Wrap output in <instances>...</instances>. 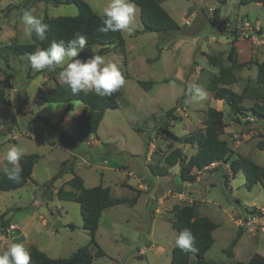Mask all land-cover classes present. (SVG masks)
Here are the masks:
<instances>
[{
  "label": "rangeland",
  "instance_id": "obj_1",
  "mask_svg": "<svg viewBox=\"0 0 264 264\" xmlns=\"http://www.w3.org/2000/svg\"><path fill=\"white\" fill-rule=\"evenodd\" d=\"M26 1L0 2V44L9 43L13 39L19 43L31 41V38L24 36V26L20 19ZM85 1L99 15L109 3V0ZM238 1L167 0L161 5L168 13L184 12L183 17H186L192 10L195 11L196 19L188 23L189 28H182L186 34L160 36L158 33L145 32L134 35L133 31L130 37L128 33L122 32L126 49L124 53L113 48L103 53L102 46L98 44L85 46L78 58L81 55L90 58L94 51L103 55L106 62L116 63L129 74L121 88L118 107L107 109L104 113L96 132L99 140L90 135L76 141L68 125L64 124V119L60 120L64 103L44 102L35 98L38 88H53L54 80H48L46 76L50 77L52 71L63 68V65L38 72L31 67L25 56L12 57L10 69L0 60L2 69L13 76L11 85L5 89L8 104L0 103V174L6 163L5 153L13 145L24 147L26 153L40 155L33 168L32 180L18 189L0 190L3 218L18 222L23 215L34 211L36 225L27 235L32 242L39 240L41 243L36 246L43 248L41 250L44 252L47 250L48 253H45L50 257L69 256L77 246L89 245V235L81 226L79 204L58 199L54 195V191L64 183L62 181L78 170L75 174L82 178L85 187L98 184L108 186L114 198L131 197L137 194V190L140 191L134 205L120 203L104 210L95 237L104 255L94 257L91 264H169L176 240V230L171 225L173 208L191 202L195 203L199 215L209 217L218 225L213 231L214 242L204 254L206 259L227 263L232 260H248L254 253L264 256V236L248 233L235 221L244 207L264 206V182L251 184L241 171L232 176L227 164L215 165L203 171L208 174L206 179L199 178L203 174L197 172L196 181L199 180L190 187L180 181L178 163L168 167L172 168L171 173L158 178L150 171V166H167L164 157L174 148H180L187 156L195 151L190 145L179 143L161 133L159 127H165L178 136L201 129L205 125L206 109L209 106L222 110L226 124L222 137L228 141L233 153L253 161L256 156H264V150L259 146L260 142H264V120H256L248 110L254 98H246L242 102L244 110L236 121V115L225 101L214 100L206 89L209 78L217 72V68L207 62L206 54L218 55L221 62L228 63L227 52L234 44L227 39L234 36L233 32L238 34L234 25L244 18L241 15L247 14L249 18L264 24V5L254 2L239 4ZM209 7L215 10L208 11ZM27 11L42 18L44 13L49 16L75 15L77 8L73 4L54 6L36 2ZM183 17L174 18L181 26H186V23H181ZM136 24L135 30L140 29L137 5ZM237 39L243 46L257 49L261 53L260 56L238 60L246 62L264 59V50H261L264 48L246 39ZM159 40L163 44L160 46V56L156 58ZM124 57L126 66L123 65ZM256 73L257 65L248 64L237 72L238 80L229 87L240 93L248 80H254ZM56 79L61 81L60 75H56ZM138 80L152 81V86L146 90L138 84ZM193 84L203 86L206 99L192 100L188 89ZM256 89L257 92L262 90L258 87ZM73 105L74 110L82 106V103L74 101ZM167 111L169 114L166 116ZM14 134L18 136L15 140ZM48 139L50 143H44ZM70 151L79 156L77 161L74 160V172L68 169L57 176L64 159L67 165L73 164ZM129 171L142 179L143 193L140 188L130 186L131 189L126 187L127 184H122ZM130 177L128 180L133 183ZM39 214L50 219L49 222L72 223L74 228L71 232L69 226L59 223L57 237H53L41 226ZM238 230L242 231V235L232 248L233 256L228 257L224 249ZM22 244L28 249V242ZM89 246L92 247L91 244ZM5 250L0 244V251Z\"/></svg>",
  "mask_w": 264,
  "mask_h": 264
},
{
  "label": "trees",
  "instance_id": "obj_2",
  "mask_svg": "<svg viewBox=\"0 0 264 264\" xmlns=\"http://www.w3.org/2000/svg\"><path fill=\"white\" fill-rule=\"evenodd\" d=\"M1 1V0H0ZM165 0H132L138 6L140 11L141 28L134 30V35L144 32L158 33L160 36L167 34L183 35L190 24L181 26L176 18L172 17L161 5ZM227 0H218L220 3H225ZM264 0H239V4L262 3ZM36 2H43L57 6L59 4H73L77 8L75 15H59L49 16L44 13L42 20L48 25L47 40L41 41L32 36L28 43H19L13 39L9 43L0 44V60L4 63L7 69H10V61L12 57L25 56L30 63L29 55L37 50L47 49L52 41H65L74 38V34L79 32L87 37V45L98 44L102 46V52H109L110 48L119 49L124 53L125 40L122 37V32L101 33L99 28L102 26L101 15L95 13L90 5L85 0H27L23 10H29ZM184 28V29H182ZM234 40L238 36L233 32ZM163 41L157 43L158 54ZM82 60L88 58L87 55H81ZM123 63L126 66V58ZM206 59L209 65L217 68V72L213 73L209 78L206 89L210 92L211 97L216 100H223L230 107V110L238 121V116L243 112L242 102L246 98L253 97L252 105L248 107L251 114L256 117V120H264V59L250 60L239 62L235 51V46L231 45L228 52V64H224L220 60V56L206 54ZM250 63L257 65V73L254 80H248V84L239 93L231 89L229 86L238 80L237 72ZM31 64V63H30ZM63 68H57L51 72L49 79L54 80V87L50 90L38 88L35 92V98L44 102H61L66 106L62 116L73 110V102L79 101L83 108L81 112L71 119V134L78 138H87L92 134H96L99 124L107 109L118 107V98L121 94V88L114 92L111 96L100 97L94 92L80 93L72 95L70 89L63 82H58L56 75ZM124 78L129 74L120 67ZM10 76V75H9ZM138 84L144 89H149L152 86V81L138 80ZM7 81L0 79V103L8 104L6 94ZM258 88H262L257 92ZM173 109V108H172ZM172 109H170L172 111ZM169 110V111H170ZM169 114L167 111L166 116ZM226 124L223 120L222 110L209 106L206 109L205 125L201 129H196L184 136H178L172 133L165 127H159L161 133L167 135L173 140L188 144L194 148V152L187 156L180 148H174L164 157V163L167 166L159 165L156 167L150 166V171L154 176H163L168 173V167L179 164L180 181L193 183L196 181V171L202 170L205 166L213 162L218 165L222 163L228 164L231 175L234 176L241 171L246 176V179L252 184L257 181L264 182V167L252 159L236 154L231 151L228 141L222 137ZM147 144V143H146ZM260 148L264 147V142H260ZM40 155L37 153H27L20 161L22 168V178L19 182L9 180L4 173L0 174V190L7 191L23 187L28 180L31 179L32 169L37 163ZM67 161H62L57 176H60L63 171L74 172L73 165H67ZM63 169V170H61ZM226 176V175H225ZM126 185L125 183H123ZM67 186V187H66ZM132 189V187H130ZM140 191L137 190V194ZM52 194V192H51ZM137 194L131 197H112L110 188L101 184L85 187L80 176L73 173V176L62 183L55 191L56 197L62 200L75 201L79 204V211L82 220V228L89 235V245L80 246L72 254L65 257H50L44 251L40 250L34 244L28 247L31 253L30 264H91L94 257L104 255L103 249L96 242V231L99 225V219L102 212L115 204L127 203L134 205L137 199ZM174 218L171 220L172 227L176 230V237L179 233L189 228L196 237L195 247L196 252H183L176 244L172 248V256L170 264H264V256L254 253L248 260H232L227 263H218L213 260L206 259L204 254L212 246L214 242L213 231L217 228V223L212 221L207 216H201L197 213L194 202L182 205H176L173 208ZM8 221L0 214V230H6ZM73 227L72 224H69ZM243 229V228H242ZM242 235V231L238 230L236 235L230 241L224 252L228 257L233 256L232 248ZM94 248V253L91 252ZM3 254V253H0Z\"/></svg>",
  "mask_w": 264,
  "mask_h": 264
},
{
  "label": "clouds",
  "instance_id": "obj_3",
  "mask_svg": "<svg viewBox=\"0 0 264 264\" xmlns=\"http://www.w3.org/2000/svg\"><path fill=\"white\" fill-rule=\"evenodd\" d=\"M24 26V36H36L41 41L47 40L48 25L42 18L31 11H24L20 17ZM102 26L99 32H126L131 34L136 24V5L132 0H109L101 12ZM87 37L79 32L74 38L65 41H52L44 50L29 55L31 67L36 71L52 70L54 66L63 65L59 73L61 81L68 86L72 95L94 92L100 97L111 96L125 84V78L116 63L106 62L105 57L93 51L86 60L78 58L87 45ZM3 77L0 76V79ZM174 83V82H172ZM192 100L203 101L206 91L200 84H193L188 89ZM24 147L13 145L5 153L4 175L11 181L19 182L22 178L21 159L26 155ZM176 246L183 252H196V237L189 228L183 229L175 240ZM31 253L22 243H12L0 254V264H30Z\"/></svg>",
  "mask_w": 264,
  "mask_h": 264
},
{
  "label": "crops",
  "instance_id": "obj_4",
  "mask_svg": "<svg viewBox=\"0 0 264 264\" xmlns=\"http://www.w3.org/2000/svg\"><path fill=\"white\" fill-rule=\"evenodd\" d=\"M4 0H1L0 2H3ZM167 0H165L164 2H166ZM163 2V3H164ZM255 4H260V5H264V1L262 2V3H255ZM215 9H213V8H211V7H209L208 8V11H214ZM170 13V12H169ZM170 15L171 16H173V17H178V16H181V17H183L184 16V12H173V14L172 13H170ZM186 17H183V20L181 21V23H186V24H188V23H190L191 22V20L193 19V20H195L196 19V17H197V15H196V13H195V11L194 10H192V12H190V13H188L187 15H185ZM242 17H244V18H249V16L247 15V14H244V15H241ZM240 17V16H239ZM249 19H251V20H253V21H257V22H260L259 20H256V19H252V18H249ZM261 23V22H260ZM145 33V32H144ZM146 33H148V32H146ZM130 35V37H131V34H129ZM227 41L228 42H233V44H234V46H235V51H236V54H237V58L239 59V58H242V57H247L248 59L249 58H253L255 55L257 56V55H259L260 56V52H259V50H257V49H250L249 47H246V46H243L242 45V42L240 41V40H234V36H231V38H228L227 39ZM261 50H264V49H261ZM125 51H126V49H125ZM229 51H230V49H229ZM228 51V52H229ZM228 52H227V55H228ZM204 53H206L205 51H204ZM263 55H264V52H263ZM260 61V60H259ZM239 62H244V61H240L239 60ZM226 64H228V63H226ZM0 65H1V63H0ZM57 75H59V74H57ZM0 76H2L3 78L1 79V80H4V81H7V86H10L11 85V83H12V81H13V76L12 75H10L9 76V73H7V71L5 70H3L2 69V67L0 66ZM238 76V75H237ZM46 78L49 80V76H46ZM176 78L178 79V77L176 76ZM59 82H61V81H59ZM54 87V86H53ZM215 100V99H214ZM216 101H222V100H216ZM219 104H221V103H219ZM65 106H66V104L64 103V106H63V110H64V108H65ZM73 107H74V105H73ZM82 108H83V105L82 106H80V107H78V108H76V109H74V110H71V111H69L67 114H65L64 115V117L62 118H60V120H63L64 119V124H67L68 125V129H69V131L71 132V129L69 128L70 127V120H71V118L72 117H74V116H76L77 114H79L80 112H81V110H82ZM62 113H63V111H62ZM13 131V130H12ZM93 135V137L95 138V139H98V136L96 135V134H92ZM20 136H23L22 134H20ZM13 138H14V140L16 139V138H18V136L16 137V135L14 134L13 135ZM75 138V140L76 141H78V140H81V139H78V138H76V137H74ZM99 140V139H98ZM44 143H50V140L48 139L47 141H45L44 140ZM102 144V143H101ZM99 144L97 143V146H98ZM263 150H264V147L262 148ZM149 150H147V152H148ZM71 152V155H72V157H71V159H73L72 161H73V164L72 165H74V160L75 161H77L76 159H78V157L79 156H77V154H75V152L74 151H70ZM264 153V152H263ZM148 154V153H147ZM76 157V158H75ZM92 158V157H91ZM90 158V159H91ZM66 159H68V158H66ZM254 160H255V162L256 163H258L260 166H263L264 167V156L261 154L260 156H256V158H253ZM65 160V159H64ZM63 160V161H64ZM93 163H94V161H93ZM71 164H69V166L71 165ZM223 164V166H225L226 165V163H222ZM35 166V165H34ZM218 166V165H217ZM227 166H228V164H227ZM34 168V167H33ZM120 168L121 169H123V167H121L120 166ZM179 168V167H178ZM171 167L168 169V173H171L172 171H171ZM206 170H208V169H206ZM206 170H202L201 172H200V174H203V176H199V178H202V179H206L207 178V176H208V174H204L205 172H203V171H206ZM78 171V170H77ZM76 171V172H77ZM75 172V173H76ZM197 172H199V171H196V173ZM215 172V171H214ZM133 173V171H129V174L126 176L127 178L125 179V182L123 181L122 182V184L123 183H125V184H127L128 186H126V185H124V186H126V187H130V186H132V187H135V188H140L141 190H142V193L144 192V188L142 189V182H141V178H139L138 176H136V175H134V174H132ZM173 173H177V171H173ZM172 173V174H173ZM31 175H33V169H32V174ZM73 175V174H72ZM71 175V176H72ZM71 176H67L62 182H65L66 180H68L69 178H71ZM129 176H132V178H131V180L132 181H134L133 183L130 181V180H128V178H129ZM157 178L158 177H160V175H158V176H156ZM172 178V177H171ZM32 180V179H31ZM199 179H197V181H198ZM197 181H195V182H193V183H191V184H187L186 182H183V184L186 186H188V187H190V186H194V185H196L197 184ZM204 181V180H203ZM262 182V181H261ZM62 184V183H61ZM85 185V184H84ZM105 186V185H104ZM67 187V186H66ZM55 192V191H54ZM51 193V192H50ZM138 201V200H137ZM137 203V202H136ZM19 208V207H18ZM20 209H25L24 207H20ZM4 211V210H3ZM3 211H0V214L3 212ZM50 212V215L51 216H54V214H53V212L52 211H49ZM104 212V211H103ZM102 212V213H103ZM65 214H66V212H65ZM66 216V215H65ZM102 216V215H101ZM65 219H66V217H64ZM101 218V217H100ZM9 219V221H8V225H7V227H6V230H4V231H1L0 230V237H1V239H0V244H1V247H3V248H5L6 250L11 246V244L12 243H25V242H28L29 243V245L30 244H34L35 246L36 245H38L37 243H41L39 240H34V242H32V240H30V238L28 237V232H29V230L33 227V226H35L36 225V220H37V218L35 217V212L34 211H32V212H30L29 214H25V215H23V217L21 218V219H19L18 220V222H16V221H13V220H11L10 218H8ZM38 219H41V226H43L44 227V229L47 231V232H50L51 234H52V236L53 237H57V227H58V225H60V224H64L65 226H69V224H72V223H64L63 221H59V223L57 222V221H52V222H49L50 221V219H48V218H45L42 214H39V216H38ZM99 221H100V219H99ZM10 225H13V228L12 229H10ZM73 225V224H72ZM81 226H82V220H81ZM99 226V225H98ZM69 228H70V230H71V232H72V230H73V228H74V225H73V227H70L69 226ZM96 233H97V231H96ZM51 243H53V242H50L49 244H51ZM29 245H28V247H29ZM39 247V246H38ZM80 247V246H79ZM78 246H77V248L76 249H78L79 248ZM39 249L41 250V249H43V248H41V247H39ZM75 249V250H76ZM74 250V251H75ZM73 251V252H74ZM94 251H95V249L94 248H91V252L92 253H94ZM45 252H47V250L45 251ZM0 253H3L2 251H0ZM48 253V252H47ZM92 263V262H91ZM170 264V263H169Z\"/></svg>",
  "mask_w": 264,
  "mask_h": 264
},
{
  "label": "built area",
  "instance_id": "obj_5",
  "mask_svg": "<svg viewBox=\"0 0 264 264\" xmlns=\"http://www.w3.org/2000/svg\"><path fill=\"white\" fill-rule=\"evenodd\" d=\"M238 29L239 38H243L256 46L264 48V24L253 21L249 18L240 19L235 25ZM217 162H213L205 166L202 170L211 169ZM202 170H198L201 172ZM236 223L252 235L264 236V206H247L243 208V212L236 216ZM13 228V225H10Z\"/></svg>",
  "mask_w": 264,
  "mask_h": 264
}]
</instances>
